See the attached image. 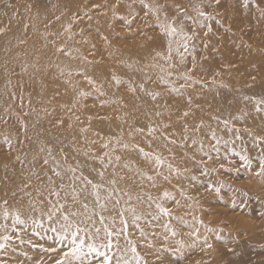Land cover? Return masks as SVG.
<instances>
[{
    "label": "rangeland",
    "instance_id": "obj_1",
    "mask_svg": "<svg viewBox=\"0 0 264 264\" xmlns=\"http://www.w3.org/2000/svg\"><path fill=\"white\" fill-rule=\"evenodd\" d=\"M8 1L0 0V264H264V0H98L106 6L90 5L73 26L66 12L53 14L41 30L27 24L38 32L27 40L44 41L61 65L49 69L26 41L16 52L6 45ZM57 32L67 39L57 43ZM138 49L160 64L115 74L113 56ZM101 65L111 66L122 100L89 77ZM224 97L231 105L220 113ZM146 101L142 119L156 124L136 128L122 113ZM29 119L58 137L78 128L85 139L75 146L109 160L114 191L99 186L98 198L66 181L48 162L66 156L42 147ZM117 120L129 139L92 127Z\"/></svg>",
    "mask_w": 264,
    "mask_h": 264
},
{
    "label": "bare ground",
    "instance_id": "obj_2",
    "mask_svg": "<svg viewBox=\"0 0 264 264\" xmlns=\"http://www.w3.org/2000/svg\"><path fill=\"white\" fill-rule=\"evenodd\" d=\"M97 1L98 0H55L56 2V6H55L52 4H48L47 2H45L47 4L44 5V2L40 0H32V2L30 0H20V1L19 0H9L8 1L9 4L4 9V12H3L4 15L2 17V23L4 27L9 31L7 32H8V35L10 36L9 37L10 39L6 42V45H9L11 50L12 51L15 50L14 52H16L18 51L19 43L21 41H26L29 47L33 48L34 50H37V52L35 53L36 61H38L37 64L43 66L46 69H49V67H56V65H58V67L60 68L61 65L57 64V62H54V60L50 58L51 56L48 51V46L44 44L45 43L44 41L41 43H39L36 40L29 42V40H27L28 37L33 33L34 35L35 33L37 34L38 30L43 29L42 22L50 20L53 14L57 15L59 13L66 12V14L64 15L65 16L64 20H67V22L73 26L72 24L74 23L73 21H76L75 20L77 16L76 14H80L79 12H87L86 14H89L92 12V8L90 7V5H94L98 7L106 6L105 2L104 3L99 2L95 4V2ZM17 12L21 14L20 19L22 20H18V19L13 20L15 19L13 15ZM70 14H71V17H70ZM12 17L14 18L12 19ZM62 22L63 21L60 20L58 24H62ZM29 23H32L34 27L36 26L37 31L30 34L29 33L30 28L27 26V24ZM64 37L65 36L63 33L57 32L54 34V37H52V39H55L56 42L58 43L57 40H60ZM66 37L65 39H67ZM40 52H43L44 56L43 55L41 56ZM148 52H144L143 50L138 49L135 53L126 51L122 54H115L113 56L114 61L111 63L116 67L115 69L117 70V72L115 74H119L120 77H128L129 75L135 73L138 67L148 68V67H151L152 65L154 66V65L160 64V60L158 59V57L151 55V53H153L154 51L149 49ZM142 56H144V58L140 59L142 58ZM28 61L31 62L30 57L28 58L24 57V58H20L19 63L22 64L23 67H25ZM10 64H11L9 66L10 69L14 68V66H17V63L15 62L13 64L10 62ZM75 66H79V68H82L83 64L79 62V65H74V67ZM99 67L100 68H98V66L93 67V68L90 67L91 69L88 72L89 77L92 78L93 81L96 82V84L101 85L100 86L101 93L104 95L107 94V97L110 100H111V97H114V95L118 96L122 100L123 97L116 90L118 88V85H116L111 79L112 77L111 76L112 74L111 66L101 65ZM32 69H30V71ZM6 70H8V68H6ZM35 74H39V73H34V75ZM118 78L119 76H116V79ZM0 87H1L0 88V100L2 99V101H5L2 87L3 88H6V87L3 86L2 83L0 84ZM230 92L233 93L235 97L242 99V95H237L233 91H230ZM38 96L39 98L37 99L42 100L40 99L42 98L40 97L41 95H38ZM132 97H138V96H129L126 98L131 99ZM136 99L137 98H133L134 101ZM227 99H228L227 97H224V99H220L217 102L215 101V104L218 110L220 111V113L227 111L228 108L230 107L231 103L230 102L227 103ZM61 102L63 103L62 105L65 107L71 106L69 105L70 104L69 99H61ZM130 108H133L135 111L127 115L125 113L124 115L122 112L121 113H122L123 118L126 119L128 123H130L132 126H135L136 128L143 127L147 129V128L152 127V125L156 124V122L154 124L152 123L147 124L144 121L145 119L144 120L142 119L143 117L151 115V108H150V104L148 103V101H146L145 103L141 102V107L139 111H137L138 109L135 107V105L130 106L128 109ZM130 115H132V117ZM118 121L119 120L110 122V123H94L92 124V127L94 129L99 130L103 136L107 137V135H109L110 138L111 139L114 138V140H117L121 137L123 140L129 139L130 137L121 136V133L123 134L122 129L124 128V126H122L120 123L116 124ZM156 121H159V119L157 118ZM27 125H28L29 130H31V127H33V129L36 131L33 133L34 134L33 136L36 137V140L38 142L39 141L41 142L42 147L49 148L50 145H53L54 147L58 149V151L63 153V156H66V160L64 157L63 162H61V160H57V158L55 159V156H56L55 154L52 155L53 160H48L51 167L59 170L60 173L62 172L66 175L65 177L66 181L75 182V180H79L86 187L87 193L91 191L92 194H94L98 198H100L99 193H101V190L98 189L99 186H101L102 189L104 188L103 190H109L111 192L114 191L115 187L113 183V178H109L108 176L112 172L109 160L107 161L103 155H98V154H95L93 151L84 149L87 146L81 149L75 146V143L81 144V142L79 141L82 139H85L84 137H81L78 135L80 131L78 128L74 127L73 129H71L69 133L64 134L61 137H58V136H53L51 133H45L44 131H42L40 129L41 125L36 124V128H35L33 125L32 119L28 120ZM101 130L104 131V133ZM105 141H109V139H105ZM29 144L30 143H28V146Z\"/></svg>",
    "mask_w": 264,
    "mask_h": 264
}]
</instances>
